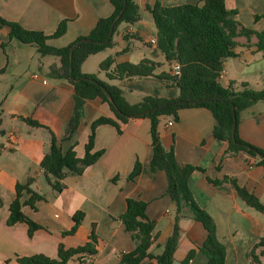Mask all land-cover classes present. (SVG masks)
Instances as JSON below:
<instances>
[{
	"label": "crops",
	"instance_id": "0c3cea01",
	"mask_svg": "<svg viewBox=\"0 0 264 264\" xmlns=\"http://www.w3.org/2000/svg\"><path fill=\"white\" fill-rule=\"evenodd\" d=\"M155 1L138 0L140 19L132 25L117 26L112 33V46L89 55L80 67L82 73L95 74L100 80L119 86L130 101L149 94L166 98L178 94L171 78L152 75L109 79L98 69L108 55H113L115 63H137L142 59L157 62L155 58L162 54L154 51V45L149 42L156 37L148 9ZM161 2L164 6H174L200 3L201 0ZM225 4L229 9H236L235 18L241 26L254 31L264 28L263 16L254 19L256 14L264 12V0H225ZM112 11L110 0H0V17L29 30L51 35L64 21L65 32L47 40L54 47L66 46L86 35L99 18L109 16ZM9 31L6 25L0 27V264H20L17 258L33 254L56 258L59 244L65 248L85 244L93 224L96 253L76 254L66 264H116L122 253L134 248L120 219L127 198L147 202L146 214L154 221L150 252L160 254L172 232L175 212L167 193L165 172L153 171L149 166L152 153L149 118H130L120 123V131L111 124L97 125L93 151L102 150L101 156L82 174L67 175L61 181L63 189L55 191L40 167L51 136L56 138L62 151L73 145L76 156L82 157L91 123L100 116L113 118L114 114L101 98L86 100L77 130L66 139L67 124L74 108L72 85L44 74L45 68L57 58L28 55L30 46L34 45L10 38ZM236 41V55L226 58L220 79L224 78L226 85L233 81L236 87L240 82H247L252 88L250 79L241 76L253 61L255 64L264 61V50L256 49L255 34L249 38L239 35ZM171 64L167 62V71ZM154 73L159 74L156 70ZM261 82L264 86V80ZM26 119L40 125H33ZM215 123L211 111L205 107L180 108L176 118L160 117V142L165 148L173 147L180 163L196 166L188 186L195 202L215 222L217 238L225 246V264H252L249 252L264 235V213L247 205L238 196L231 180L264 204V170L256 158L243 152L225 156L227 142L212 134ZM238 135L264 148V100L241 111ZM137 160L142 169L134 180H129L127 177ZM30 178V188L43 195V199L34 201V207L28 204L21 207L27 217L41 226L31 236L25 222L7 224L9 205L16 197L15 186ZM209 179L222 180V183L216 186ZM30 195L23 191L22 200ZM77 211L83 212L79 226L74 233L64 234L74 225L73 214ZM178 225L180 231L173 264H183L190 250H195V256L188 264H202L205 256L199 247L206 238V229L186 209ZM263 258L264 254L259 256L261 264Z\"/></svg>",
	"mask_w": 264,
	"mask_h": 264
},
{
	"label": "trees",
	"instance_id": "16d2710c",
	"mask_svg": "<svg viewBox=\"0 0 264 264\" xmlns=\"http://www.w3.org/2000/svg\"><path fill=\"white\" fill-rule=\"evenodd\" d=\"M113 11L109 16L101 17L95 26L86 35L79 36L76 40L63 47H54L47 43L51 37H58L66 30V24L61 21L55 32L51 35L41 31L29 30L19 23L0 17V27L6 25L10 28L9 37L22 43L34 45L40 55H52L57 58L45 68V75L50 78L64 80L72 85L74 94V108L67 124L66 139H70L77 130L80 119L84 116V103L88 99L99 97L108 103L114 117L100 116L91 123V131L85 143L84 155L76 156L74 146L65 151L57 144L56 138L51 136L50 145L44 153L40 167L47 176V181L55 191L64 187L62 179L69 174H82L86 167L94 164L101 156L102 150L93 151L95 128L100 124H111L120 131V123L127 122L134 117H147L150 120L151 133V158L150 168L163 170L167 177V193L174 207V220L172 232L162 246V252L153 255L152 231L154 221L146 214L147 202L141 199L127 198L126 209L120 219L134 242L131 251L122 253L116 264H173L174 251L179 238V218L185 209L191 217L199 221L207 231L206 238L199 247L205 256L202 264H225V246L217 238L216 225L213 218L202 209L193 199L188 186V179L196 168L190 164L180 163L174 154L173 147L165 148L159 138L158 125L160 117L177 116V110L185 107L199 106L209 109L216 121L212 134L216 139L227 142L225 156H234L243 152L257 159V164L264 170V148L252 145L238 135V123L242 110L254 103L264 100V86L255 90L247 82H240V89L236 90L233 81L222 85L220 76L227 57L235 56L234 48L237 44L236 37L244 35L249 38L255 34L257 37L256 49L264 50V28L254 31L236 20V9L226 7L225 0H201L200 3H184L174 6H164L161 0H156L148 9L156 28V44L154 51L164 56L168 63L178 62L180 74L172 75L170 71L155 74L159 66L151 59H142L137 63H115L113 55H108L99 65L109 79H123L140 76L155 75L160 78H171L178 89L174 98H166L155 94L144 95L137 101H130L123 89L115 84L100 80L95 74L81 72V64L91 54H95L107 47H111L112 36L107 43L110 25L123 7L124 0H110ZM262 15H255L257 20ZM140 19V6L138 0H126V6L121 17L116 21L113 32L119 23L135 24ZM89 39L102 43L82 42L77 45L70 58V47L80 39ZM92 78L88 79L77 78ZM102 86L110 92L111 100L104 93ZM233 110L236 115V127L233 129ZM29 123L39 126L37 122L26 119ZM142 164L135 161L129 180H134L140 173ZM214 185L219 186L222 180L209 179ZM31 178L26 183H17L15 186L16 197L9 205L7 224L25 222L28 225V235L41 228L39 224L27 217L21 207L28 204L32 207L35 200L43 199V195L30 188ZM232 186L238 196L249 206L264 213V204L246 188L241 187L233 179ZM31 193L27 200H22V192ZM2 199L0 197V207ZM83 212L73 214L74 225L64 234H72L79 226ZM96 235L94 224L89 235V240L74 248H65L58 245L57 257L51 258L44 254H33L17 258L20 264H66L74 255L87 252L96 253ZM259 249V253L256 250ZM264 254V235L259 238L249 252L252 264H261L259 256ZM195 256V250H190L183 264H188ZM154 260V262H152Z\"/></svg>",
	"mask_w": 264,
	"mask_h": 264
},
{
	"label": "rangeland",
	"instance_id": "374dc122",
	"mask_svg": "<svg viewBox=\"0 0 264 264\" xmlns=\"http://www.w3.org/2000/svg\"><path fill=\"white\" fill-rule=\"evenodd\" d=\"M124 24L125 23L121 22L118 24V26H123ZM28 55H31V56L35 55V56H38V58H44V59L54 58L52 55H45V56L40 55V53L36 50V47L34 46H30ZM155 60L159 64V66L156 68V71L158 73H160L161 70L167 71L168 66H167V62L164 59V56L160 55L159 57L155 58ZM251 68H254V69H251ZM258 70L262 71V74L258 72ZM244 77H248V79H250L251 81L250 83L253 89L255 90L262 89L263 85L261 84L262 83L261 81L264 80V61H261V63H257V64H255V62L253 61L252 65L248 69H246L245 74H242L241 78H244ZM220 80H221L220 81L221 84L225 86L226 85L225 79L222 78ZM238 89H240L239 86L236 88V90ZM262 263L264 264V258L262 260Z\"/></svg>",
	"mask_w": 264,
	"mask_h": 264
},
{
	"label": "water",
	"instance_id": "95a60500",
	"mask_svg": "<svg viewBox=\"0 0 264 264\" xmlns=\"http://www.w3.org/2000/svg\"><path fill=\"white\" fill-rule=\"evenodd\" d=\"M125 6H126V0H124V3H123V7H122V9H121L120 12L118 13V15L114 18V20L112 21V23H111V25H110L109 32H108V38H107V40H106L105 42H103V43H107L108 40L110 39V37L112 36L113 29H114V25H115L116 21L121 17V15H122V13H123V11H124ZM86 41H87V42H92V43H102V42H97V41H94V40H89V39H86V38L80 39V40H78L77 42H75V43L70 47V50H69V56H70V58H71L72 55H73V51H74L75 47H76L77 45H79L80 43H82V42H86ZM155 55H157V54H155ZM78 79H88V80L94 81V79H92V78H87V77L77 78V80H78ZM102 89H103L104 93L106 94V96L108 97V99L111 100L110 92H109L107 89H105L103 86H102ZM232 115H233V129H235V127H236V115H235V111H234V110H233Z\"/></svg>",
	"mask_w": 264,
	"mask_h": 264
},
{
	"label": "built area",
	"instance_id": "2783aa9c",
	"mask_svg": "<svg viewBox=\"0 0 264 264\" xmlns=\"http://www.w3.org/2000/svg\"><path fill=\"white\" fill-rule=\"evenodd\" d=\"M149 42L153 45L156 44V37H152L149 39ZM170 72L174 76H178L180 74V65L178 62H172ZM33 76H37V74H34ZM172 121H169V124H171Z\"/></svg>",
	"mask_w": 264,
	"mask_h": 264
}]
</instances>
